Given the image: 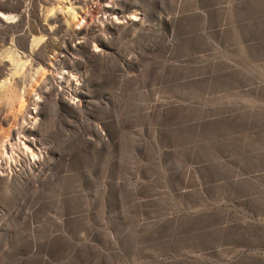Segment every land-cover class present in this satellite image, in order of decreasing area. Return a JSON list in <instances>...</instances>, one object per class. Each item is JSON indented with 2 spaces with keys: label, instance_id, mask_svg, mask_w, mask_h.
<instances>
[{
  "label": "rangeland",
  "instance_id": "374dc122",
  "mask_svg": "<svg viewBox=\"0 0 264 264\" xmlns=\"http://www.w3.org/2000/svg\"><path fill=\"white\" fill-rule=\"evenodd\" d=\"M0 264H264V0H0Z\"/></svg>",
  "mask_w": 264,
  "mask_h": 264
},
{
  "label": "bare ground",
  "instance_id": "6f19581e",
  "mask_svg": "<svg viewBox=\"0 0 264 264\" xmlns=\"http://www.w3.org/2000/svg\"><path fill=\"white\" fill-rule=\"evenodd\" d=\"M116 18H117V17H116ZM116 18H114V19H116ZM132 18L135 19V15L132 16ZM96 51H97V50H96ZM23 145H24V148H25L26 151L30 150V146H29V144L27 145V144H25V143L23 142ZM11 147H12V146H11ZM28 155H30L29 158H30L31 160H35V159L37 158V155L35 154V152H31V153L28 154Z\"/></svg>",
  "mask_w": 264,
  "mask_h": 264
}]
</instances>
